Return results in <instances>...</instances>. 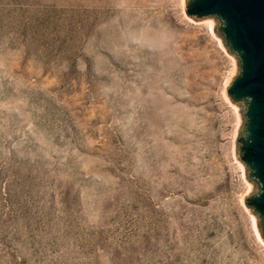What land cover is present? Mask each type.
Wrapping results in <instances>:
<instances>
[{
  "label": "rangeland",
  "instance_id": "obj_1",
  "mask_svg": "<svg viewBox=\"0 0 264 264\" xmlns=\"http://www.w3.org/2000/svg\"><path fill=\"white\" fill-rule=\"evenodd\" d=\"M186 0H0V264H264L236 62Z\"/></svg>",
  "mask_w": 264,
  "mask_h": 264
},
{
  "label": "water",
  "instance_id": "obj_2",
  "mask_svg": "<svg viewBox=\"0 0 264 264\" xmlns=\"http://www.w3.org/2000/svg\"><path fill=\"white\" fill-rule=\"evenodd\" d=\"M187 14L210 20L236 62L227 94L240 120L236 157L250 183L245 204L264 240V0H186Z\"/></svg>",
  "mask_w": 264,
  "mask_h": 264
}]
</instances>
